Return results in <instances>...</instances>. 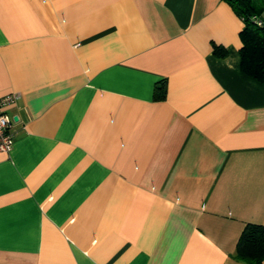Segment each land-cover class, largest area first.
I'll return each mask as SVG.
<instances>
[{
	"label": "crops",
	"instance_id": "1",
	"mask_svg": "<svg viewBox=\"0 0 264 264\" xmlns=\"http://www.w3.org/2000/svg\"><path fill=\"white\" fill-rule=\"evenodd\" d=\"M243 25L224 0H0V264H247L264 78Z\"/></svg>",
	"mask_w": 264,
	"mask_h": 264
},
{
	"label": "trees",
	"instance_id": "2",
	"mask_svg": "<svg viewBox=\"0 0 264 264\" xmlns=\"http://www.w3.org/2000/svg\"><path fill=\"white\" fill-rule=\"evenodd\" d=\"M235 14L243 21L239 33L242 46L239 50L241 70L257 80L264 78V20L261 12L264 10V0H224ZM261 20L258 24L252 16ZM213 52L217 57H224L226 50L221 45L213 44ZM164 82L157 85L154 97L165 98ZM235 259L247 264H264V225L247 223L242 229L236 243Z\"/></svg>",
	"mask_w": 264,
	"mask_h": 264
},
{
	"label": "built area",
	"instance_id": "3",
	"mask_svg": "<svg viewBox=\"0 0 264 264\" xmlns=\"http://www.w3.org/2000/svg\"><path fill=\"white\" fill-rule=\"evenodd\" d=\"M253 19L261 24V20L257 16ZM19 98L16 92L8 93L0 96V151L8 153L13 147L14 136L10 128L12 126V118L5 111L6 107L14 103Z\"/></svg>",
	"mask_w": 264,
	"mask_h": 264
},
{
	"label": "rangeland",
	"instance_id": "4",
	"mask_svg": "<svg viewBox=\"0 0 264 264\" xmlns=\"http://www.w3.org/2000/svg\"><path fill=\"white\" fill-rule=\"evenodd\" d=\"M255 2H256L257 5H258V3L262 2V1H261V0H255Z\"/></svg>",
	"mask_w": 264,
	"mask_h": 264
}]
</instances>
